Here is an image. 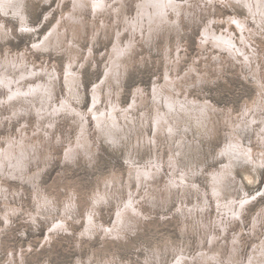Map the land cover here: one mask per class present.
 I'll return each mask as SVG.
<instances>
[{
    "label": "bare ground",
    "instance_id": "1",
    "mask_svg": "<svg viewBox=\"0 0 264 264\" xmlns=\"http://www.w3.org/2000/svg\"><path fill=\"white\" fill-rule=\"evenodd\" d=\"M25 1L0 0V13L3 14L0 17V43L16 37L6 21L7 18H18L24 33L39 37L33 43L34 49L66 58L65 71L61 74L57 64L47 68L37 66L29 62L27 52L17 57L13 53L6 54V58L0 54V130H8V133L5 131L7 136L0 134V205L5 206L0 209V217L7 224V230L0 232V237L11 233L8 228L15 225L17 219L35 230L44 221L48 225L45 245L53 246L56 238H67L72 234L70 221H82L86 232L77 235L79 251L85 242L83 238L92 242L99 237L103 248L114 242L133 244L131 237L138 236L145 222L153 221L152 214L155 213L147 214L145 210L150 206L164 209L163 213L167 211L163 214L164 220L178 217L182 223L183 242L176 246L169 239L163 250L157 244L150 251L141 247L139 252L147 254L143 258L145 264H170L171 258L172 263L176 260L175 264H264V202L260 203L264 197V180L261 178L264 173V68L261 61L264 58L261 59V50L252 44L259 30H264V0H60L70 3L72 9L65 14L66 18L64 15L57 22L43 44L38 42L45 34V26L54 17L47 13L38 25L28 24ZM42 1L50 3L52 0ZM128 1L135 6L132 15L127 12ZM217 1L243 11L245 17L235 14L220 19L209 15ZM203 12L210 16L207 24L201 22L198 40L203 54L198 55L184 75L180 74L179 68L186 58L180 44L181 34L185 33L182 18L186 16L189 21H194V16H199L201 20ZM88 14L93 19L89 24L86 23ZM217 26H224V29L218 31ZM89 28L92 29L91 41L98 44L92 45L87 52L82 47V35L87 34ZM111 32L114 33V46L106 54L109 61L103 70L104 79L101 83L98 79L94 85L91 110L84 112L80 108L85 96L78 70L84 69L95 57L99 37L107 34L106 38L110 39ZM126 35H130V41ZM161 35L169 41L166 43L168 51L162 50L167 61L165 74L154 79L152 93L139 85L133 92L132 104L124 109L119 99L124 91V81L136 67L135 57L143 50V45L153 47ZM172 35L178 41L177 60L169 54ZM84 53L88 58L81 61L80 58L86 56ZM147 59L142 55L139 63L144 66ZM204 63L205 72L201 68ZM92 66L98 67L95 62ZM210 69L216 72V77L210 75ZM231 69H235L239 79L257 93L252 103H243L241 114H235L231 106L222 108L213 103L204 87L228 82L226 76ZM63 85L66 95L61 93L59 103L58 90L62 91ZM105 93L108 100L113 95L118 99L111 100L110 110L108 106L101 108ZM64 114L71 117L80 130L77 142L66 146L68 159L77 161L82 156L93 164L100 152L101 139L126 153L127 185V176L121 180L116 173L108 179V184L104 180V189L100 188L98 195L95 193L90 198L93 207L83 218H75L74 213L79 207L74 198L71 202L68 198L61 205L47 195L39 183L43 169L54 159L49 145L53 144L55 136L57 144L66 143L57 123ZM89 116L94 117L98 143L94 142L89 130ZM15 123L19 126L16 135L12 133ZM214 142H220L216 151L211 149ZM141 151L146 152L147 162L142 160ZM205 152L213 160L210 180L215 207L209 192L196 180L199 175L203 179L208 172L203 171L208 165V160L201 156ZM40 163H44L43 166ZM239 168L249 172L248 181L255 187L260 186L253 194L247 191L237 173ZM10 181L33 187L34 211L13 205L16 196L21 201L22 198L21 191L13 189V193L9 188ZM134 182L140 189L138 195L132 188ZM257 204L261 206L251 218L250 232L241 228L234 233L232 224L236 221L245 223L243 217L247 207ZM103 205L115 209L113 226L98 219ZM25 235L29 236L26 230ZM245 235L255 241L249 259L242 252ZM191 239H195V243L192 244ZM33 247L30 243L28 250L36 251ZM28 250L21 249L20 258L12 250L4 262L0 250V264H25L27 258L23 252ZM86 263L122 264V260L113 254L104 259L90 257L87 262H77Z\"/></svg>",
    "mask_w": 264,
    "mask_h": 264
},
{
    "label": "rangeland",
    "instance_id": "2",
    "mask_svg": "<svg viewBox=\"0 0 264 264\" xmlns=\"http://www.w3.org/2000/svg\"><path fill=\"white\" fill-rule=\"evenodd\" d=\"M185 1L187 0H180ZM207 3H205L206 5ZM26 12L28 14V24L31 25H38L41 22L42 17L46 15L47 13H52V16L54 19L50 21V24L45 26L44 32L45 34L42 36L41 40L38 42L39 44H43L44 39L50 35L52 32L53 27L57 24V22L64 16L65 14L69 12L71 5L70 3H61L60 0H52L50 3H47L46 1H37V0H26ZM60 5V6H59ZM204 6V5H203ZM209 7H213L211 5H208ZM135 8L133 2L128 1V7L127 12H129L130 15L134 12ZM214 8V9H213ZM212 8V14L217 18L220 19H228V16H235V14L241 18L245 17V13L241 10H237L236 8H233L229 6L228 4L221 1H217L216 5ZM196 13H200V11H196ZM63 14V15H62ZM65 15V18H66ZM209 15H206V13L203 12V16L200 17L194 16V21H189L186 16H183L181 24L183 28L185 29V33L181 34L180 37V44L184 48L182 51V55L186 56L184 59V64H182L179 68L180 74H185L186 70H189L190 67L193 65L195 60L198 58V55H202L203 52L200 50L199 45V38L201 37V31L203 24L202 23H208V18H210ZM209 16V17H208ZM0 17H3V14L0 13ZM46 17V16H45ZM87 20L86 23H92V17H90V14L86 16ZM205 19V20H204ZM90 20V21H89ZM112 20V19H110ZM115 21V20H114ZM187 21V22H186ZM7 25L10 26V30L16 34L14 39H11L9 41L0 43V54L4 55L6 58L7 55H12L17 57L24 52L28 53L27 57L29 62L35 63L37 66H44L47 67H54L56 64V67L59 69V72L62 74L64 70L65 60L66 58L62 57H56L55 55L46 54L44 52L38 51L33 48V43L35 40H38L39 37L32 36L29 34L24 33L21 30L22 21L17 18V20H13L12 18H7ZM202 22V23H201ZM54 23V25H52ZM97 23H100L97 21ZM184 23V24H183ZM45 24V22H44ZM43 24V26H44ZM192 24V25H191ZM113 25V24H111ZM200 25V26H199ZM202 25V26H201ZM41 26V28L43 27ZM218 31L220 29H224V26H217ZM234 32V31H233ZM236 32V29H235ZM239 34V32L237 31ZM260 33V34H259ZM258 35L254 37L255 40H253L252 44L256 46V48L260 51L261 59L264 58V30H259ZM110 34V33H109ZM91 35H92V29L87 30V34L85 33L82 35V47L84 50L91 49L90 47L93 44L91 41ZM114 33L111 32L110 39H107V34H103L99 37L98 42L99 45L95 47V57L91 62L88 63L87 66H85L84 69L81 71L78 70L81 74L80 80L82 81L81 91H83V94L85 96V100L83 104L80 106V108L84 112H89L92 107V89L98 79L100 80L99 83L102 82L104 79L105 73L103 74V70L105 68V65L108 63V59L106 54L108 50H111L114 46ZM258 36V37H257ZM172 41L170 45L169 54L172 56L174 60H177L176 57V48H177V40H174V35L171 36ZM239 37L242 36L239 34ZM126 38H128L130 41V35H126ZM126 42L127 39L125 40ZM168 39L166 40V37H163L161 35L155 42V45L153 47H148L143 45V50L139 51V54L135 57V66L134 69L130 71V74L128 75L127 79L124 81V91L121 93L120 104L124 109H127L132 104L133 100V92L134 90L140 85L145 88L147 91H151L152 93V83H154V79L156 77L160 78L163 77V74H165V69L167 66V61L165 60L164 56L162 55V50L168 51L169 47L166 45ZM257 41V42H256ZM169 43V41H168ZM89 44V45H88ZM256 44V45H255ZM167 47V48H166ZM30 48V49H29ZM154 48V49H153ZM157 48V49H155ZM150 52V53H149ZM84 55H86L84 53ZM145 56L148 58L146 60V63L141 65L139 63L141 56ZM207 55V52H206ZM151 56V57H150ZM201 57V56H200ZM208 57V56H207ZM88 56H82L80 60L87 59ZM107 58V59H106ZM264 59H262L261 66L264 68ZM45 62V63H44ZM93 62L97 63L98 67L94 68L92 66ZM209 62V58H208ZM197 64V63H196ZM213 64V63H212ZM47 65V66H46ZM204 66H201V68L204 71ZM97 69V70H96ZM235 69H231V73H228L226 78H228V82H220L217 84V86H204L205 90L209 91L208 97L210 100L213 101V103L218 104L222 108H227L229 106L233 107V110L235 114H241L243 105L246 103H252L257 95L256 91L252 86L245 83L243 80H240L237 76V73L234 72ZM230 71V70H229ZM264 71V70H263ZM210 75L216 77V72L213 69H210ZM239 75V74H238ZM164 82V81H163ZM162 82V83H163ZM65 86H61V90H58V101L60 103V95L61 97L65 94ZM63 93V95L61 94ZM111 100H118L115 98V95L111 97ZM111 100H108V96L105 93L103 100H102V107L106 108L108 106L110 110V102ZM109 102V103H108ZM244 103V104H243ZM32 118V117H31ZM90 123L88 124L89 130L92 131V138L94 142H99V135L96 134V123L94 120V117L89 116ZM31 125L34 123V119H31ZM59 124V131L60 134L63 137V140L66 141V143H59L57 144L56 136L53 139V144L50 146V154L54 156V159H52L50 162V165L43 169V172L40 176L39 183L43 187V190L49 194L51 197H54L57 202L61 205L66 203L68 201L71 202V200L74 198L75 202L77 201V206L79 208H76V211L74 215L77 217H85V212L93 207V204L91 203L90 198L94 196L95 193L98 192L100 188L104 189L103 181L106 180L105 183H109L108 179L113 176L114 173L120 176L121 180L126 177V184L127 185V179H128V164H126V153L124 152V149L121 148H115L111 146L106 141H102L99 143L98 147L100 148V152L98 154V157L93 161V164H89L82 156L77 159V161H73L72 158L68 159L66 157V151L68 148L66 146H70L71 143L74 141L77 142V139L79 137L80 130H77L76 125L71 121V117L62 115L61 118H59L58 122ZM223 129V125L221 126ZM18 123H15V126L13 127L14 135L18 133ZM8 130H0V134L2 136H7ZM11 133V135H12ZM211 143V142H210ZM220 146V142L213 143L211 145V149L213 151H216L217 148ZM66 148V149H65ZM258 150V148H257ZM141 154L144 158H142L143 161H148L146 159V152L141 151ZM202 159H207V167L203 171H207V174H205V179L201 178L202 175H199L196 177V180L199 181L201 185H203L206 190L209 192V197L211 200L212 205L215 207V199L213 197V190H212V184H211V167H213V160L212 157L207 153H201ZM221 158V157H220ZM48 160V158H46ZM74 159V158H73ZM47 160L45 163H47ZM221 160V159H220ZM142 162V161H141ZM44 164V163H43ZM43 164H39L43 166ZM166 172H169L168 168L166 167ZM242 172H241V171ZM237 173L239 174L240 178L243 179V181L246 184V189L249 193L253 194L254 191H257L259 187H255L252 182L248 181L247 176L249 172L238 169ZM261 178L264 180V173H261ZM206 180V182L204 181ZM6 182V181H5ZM10 185V189L14 193L13 189H18L21 191V198L16 196V200H12L13 205L17 206H23L26 211L31 210L34 211L35 208V193L34 189L31 185L21 182H14L10 181L8 182ZM135 182L132 185V188L136 190V194L139 193V188L136 186ZM258 186V185H256ZM264 186V185H263ZM263 188V187H262ZM110 191V190H109ZM75 194V197H74ZM129 192L127 191V195ZM98 195V193H97ZM261 205L264 202V197H261ZM1 200V199H0ZM141 201H143V198H140ZM191 201V200H190ZM260 204H257L256 206L253 205V207H247V210L245 212L244 222H237L236 224H232V229L238 232L241 228H245L246 230H250L252 228V217L254 214L258 213V208L261 206ZM149 207V208H148ZM5 208L4 204L0 205V209L3 210ZM172 207H170L171 209ZM0 210V211H1ZM147 211V214H150L151 212L155 213L152 214L153 221L145 222V226L143 229L139 232L138 236L131 237L133 244L130 242H114L109 243L103 248L102 240L98 237L97 240H93L92 242L88 240L87 238H83L85 241L82 246V251H79V248L76 246V239L78 238V234L81 232H86V226L84 227V224L81 222H75L70 221V229L72 231V234H69L67 238H56V242L53 246L51 245H45V242L47 241L46 236L48 233V225L44 221H41V224L38 228V230H35L33 226H31L28 223H23L22 221H16V224L12 227L8 228L10 229V234L6 235L5 237H0V250H1V258L2 262L7 261L8 257L11 255L10 251H14L15 255L20 258L21 255V249L23 251L28 250L29 244L34 245V249L36 251H30L23 252L27 260L25 261V264H77L78 260H83V262H87V259L92 258H101L104 259L106 257H111L113 254L117 257H120L122 260V264H127L133 261L132 264H145L143 262V258L147 257V254L145 252H139L141 251V247H147V249L150 251V249L154 248V246L157 244L159 245V248L163 250V246L167 244V241L169 239L172 240V242L179 246L180 242H183V238L181 235V228L182 223L181 221H178V217L176 216V219H169L164 220L163 214L166 215L167 211L163 213L164 209L162 208H151L150 206H147L145 208ZM214 211V210H213ZM115 209L112 210V207L110 206H102L101 208V215L98 217V219H102L106 225L111 224L112 226L115 224L116 218L114 216ZM214 216V214H213ZM211 219V218H210ZM214 219V217H213ZM3 227V228H2ZM3 230H7V224L4 223V220L0 217V232ZM28 232V237L23 236L24 231ZM250 232V231H249ZM23 236V237H22ZM75 236V237H74ZM248 235H245V244H243V253L245 257H250V253L252 252L254 248V242L251 238L247 237ZM86 237V236H85ZM23 238V239H22ZM130 239V240H131ZM196 239V238H195ZM195 239H191L192 244L195 243ZM197 246V243L195 244ZM194 245V247H195ZM135 246L138 248H135ZM10 253V254H9ZM91 253V254H90ZM9 255V256H8ZM139 256L140 259L137 258ZM80 258V259H79ZM170 264H175L172 263ZM88 264V263H86Z\"/></svg>",
    "mask_w": 264,
    "mask_h": 264
}]
</instances>
